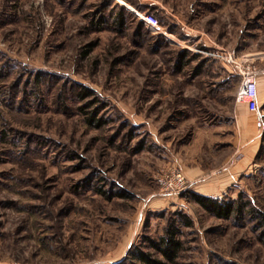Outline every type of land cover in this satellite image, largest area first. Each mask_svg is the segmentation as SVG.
I'll return each instance as SVG.
<instances>
[{
	"label": "rangeland",
	"instance_id": "374dc122",
	"mask_svg": "<svg viewBox=\"0 0 264 264\" xmlns=\"http://www.w3.org/2000/svg\"><path fill=\"white\" fill-rule=\"evenodd\" d=\"M117 7L135 17L123 29ZM202 50L246 55L262 77L264 0H0V264H115L175 212L193 222L175 264H264L263 219L219 220L187 195L264 216V87L257 122L232 67ZM172 168L192 179L178 195L155 182Z\"/></svg>",
	"mask_w": 264,
	"mask_h": 264
},
{
	"label": "trees",
	"instance_id": "16d2710c",
	"mask_svg": "<svg viewBox=\"0 0 264 264\" xmlns=\"http://www.w3.org/2000/svg\"><path fill=\"white\" fill-rule=\"evenodd\" d=\"M128 19H135V17L128 12L123 7H117V13L113 15L109 22L111 26L119 29H123L126 26V21ZM107 20L103 16H95L90 20L91 26L100 29L106 24ZM140 27H144L141 22H138ZM92 45L88 46L84 55L89 53L92 50ZM188 56L187 52L180 53L178 58V63L181 65L183 60ZM196 56H191L190 60H196ZM225 65V64H224ZM183 66V65H182ZM229 66V65H228ZM230 73H235L234 71ZM237 75V74H236ZM238 76V75H237ZM240 82V78L238 76ZM85 90V89H83ZM86 91V90H85ZM84 93V92H83ZM82 93V94H83ZM89 96L84 93L85 99ZM87 114L86 121L89 125L95 127H101L102 121L97 118V112L92 113L91 115ZM190 188V187H189ZM189 190H187L188 192ZM96 193L105 196V193L97 189ZM116 197H124L123 193L115 194ZM189 199L196 203L199 207L205 210L207 213L219 220H229V219H240L243 216V211L248 207L249 213L256 216V219H259V222L264 220L263 214L257 212L252 206L251 203H239L235 201H219L211 197H206L194 193L187 194ZM172 219L167 227L164 229L163 234L158 238H151L149 236H144L142 240L131 246L126 252L125 256L115 264H175L180 252L182 251L183 243L180 239L181 237V228L183 227H192V220L181 212H175L172 215ZM264 237V231L262 232Z\"/></svg>",
	"mask_w": 264,
	"mask_h": 264
},
{
	"label": "built area",
	"instance_id": "2783aa9c",
	"mask_svg": "<svg viewBox=\"0 0 264 264\" xmlns=\"http://www.w3.org/2000/svg\"><path fill=\"white\" fill-rule=\"evenodd\" d=\"M133 13L152 31L154 34H164L157 18L149 13L141 14L136 11ZM203 51V52H202ZM198 51L205 58H212L232 67L233 71L240 78V87L236 93L235 103L243 104L246 110L255 116L256 121L260 122L261 117L258 112V84L257 72L253 66V60L246 55H237L233 52L207 54L204 50ZM155 182L163 194L178 195L183 193L188 186L185 175L177 169H169L158 174Z\"/></svg>",
	"mask_w": 264,
	"mask_h": 264
},
{
	"label": "crops",
	"instance_id": "0c3cea01",
	"mask_svg": "<svg viewBox=\"0 0 264 264\" xmlns=\"http://www.w3.org/2000/svg\"><path fill=\"white\" fill-rule=\"evenodd\" d=\"M199 42V41H198ZM218 53H224L223 51H221V52H219V50L217 51ZM257 84H258V88H259V85L261 84V86H263L264 87V74H263V76L262 77H260L258 80H257ZM186 178H187V180H191L192 181V179H190V178H188L187 176H185ZM209 191V190H208ZM204 193H206V192H204ZM207 193H209V192H207ZM202 195H205L206 196V194H202Z\"/></svg>",
	"mask_w": 264,
	"mask_h": 264
}]
</instances>
